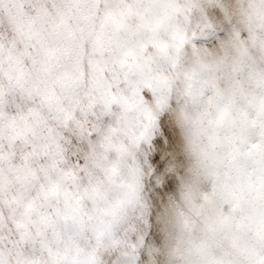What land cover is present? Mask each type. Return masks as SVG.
<instances>
[{
	"label": "snow or ice",
	"instance_id": "snow-or-ice-1",
	"mask_svg": "<svg viewBox=\"0 0 264 264\" xmlns=\"http://www.w3.org/2000/svg\"><path fill=\"white\" fill-rule=\"evenodd\" d=\"M0 264H264V0H0Z\"/></svg>",
	"mask_w": 264,
	"mask_h": 264
}]
</instances>
